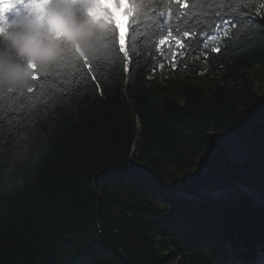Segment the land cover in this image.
I'll return each mask as SVG.
<instances>
[{
	"label": "trees",
	"instance_id": "trees-1",
	"mask_svg": "<svg viewBox=\"0 0 264 264\" xmlns=\"http://www.w3.org/2000/svg\"><path fill=\"white\" fill-rule=\"evenodd\" d=\"M137 2L139 26L126 38L138 57L134 81L130 73L105 87L97 72L101 97L86 73L73 95L69 81L86 66L67 64L28 88L0 89V264H192L191 247L205 242L218 264H259L264 255V207L235 191L206 196L205 206L172 191L241 181L264 192V0H251L243 17L221 7L236 0ZM224 20L237 25L227 35ZM105 39L118 61L114 28ZM213 122L227 131L202 139ZM227 135L244 144L241 160H231ZM125 160L136 175L97 179ZM181 174L191 178L179 187L157 179ZM157 197L174 202L182 239L164 231Z\"/></svg>",
	"mask_w": 264,
	"mask_h": 264
},
{
	"label": "clouds",
	"instance_id": "clouds-1",
	"mask_svg": "<svg viewBox=\"0 0 264 264\" xmlns=\"http://www.w3.org/2000/svg\"><path fill=\"white\" fill-rule=\"evenodd\" d=\"M142 5L133 0H0V89H25L37 75L110 53L105 37Z\"/></svg>",
	"mask_w": 264,
	"mask_h": 264
},
{
	"label": "snow or ice",
	"instance_id": "snow-or-ice-1",
	"mask_svg": "<svg viewBox=\"0 0 264 264\" xmlns=\"http://www.w3.org/2000/svg\"><path fill=\"white\" fill-rule=\"evenodd\" d=\"M177 4L179 5L181 2L186 3V0H176ZM137 0H133V4H136ZM251 0H236L234 4H222L221 7L229 8L231 10V13H234L237 17H243L246 13V10L249 7H252ZM264 6V5H262ZM168 8V4H165V9ZM138 11L133 10L130 12L127 16V20L121 28L120 25H115L113 28L115 29L116 34V44L118 46V50L120 55L119 60H115L112 58L111 53L105 55L103 58L95 61L90 62L86 57L82 60L76 61V62H70L72 67H76L77 65H85L86 69L85 72H82L79 80L76 81L74 84L73 82L69 81L70 84L73 85V95L76 91H79L81 87H83L87 83V76L86 73H93L91 75V80L95 83L96 92L101 97L104 94V87H101L100 80L97 79V72L99 73L101 79L104 82L105 87L109 86L110 80L117 79L118 77L122 76L124 78V83L128 82V76L131 73L133 81L135 80V73L138 71L137 68V61L138 57H136L135 54H132L130 56L128 45L126 43V38L134 33L139 26V23H133L136 21ZM170 15V13H161V15ZM180 15H184L183 12L180 13ZM225 25V35H227V26L229 24H232L233 27H236V23H234L232 20H224L223 21ZM250 24L254 28H260L261 25H257L256 22L250 21ZM216 27H219V25H216ZM201 32H203V28L200 29ZM194 35L193 32L190 31H184L183 36L184 37H191ZM173 36V33L171 30L167 32V35H162L158 40V45H165V43L170 40ZM175 43L183 47V43L180 39H176ZM215 52H220V48L216 47L213 49ZM67 65V64H66ZM95 66V67H94ZM171 68L176 69L177 64L175 62V58H173V62L171 63ZM161 67H163L161 65ZM101 69H103L101 71ZM154 71V69H153ZM203 74V73H201ZM34 78V80H36ZM150 79V77H148ZM31 91V88L30 90ZM56 102V99H53V103ZM214 131L209 134H202V139L207 140L208 135H215L217 137L220 136L219 132H216V129H224L225 128L224 123H211L209 125ZM12 140H15V137H11ZM130 160H135L136 157L133 155ZM207 165V158H205L202 161H197L198 168L202 171ZM139 169L136 168V165L130 164L129 160L121 161L119 163L113 162L112 164H106L104 169L101 170V172L98 174L97 179H100L103 177L107 172H117L122 173L124 175H136ZM191 173L195 175H199V172L197 169H191ZM190 176H185L184 174H181L180 176L176 177H165V182L179 187L180 184H182L184 181L190 179ZM155 179V178H153ZM141 190H144L141 188ZM147 194V192H146ZM153 206L155 207L156 211L160 214L159 218L164 221V224L162 225L164 231L168 233L172 238L175 239H182V235L177 231L179 227V221L174 215V202L170 200H165L163 198H155L152 201ZM190 254L192 256V264H218V262L215 259V256L217 255V250L215 246L210 242L200 243V244H194L190 249ZM102 264V262H101ZM259 264H264V255L261 256Z\"/></svg>",
	"mask_w": 264,
	"mask_h": 264
},
{
	"label": "water",
	"instance_id": "water-1",
	"mask_svg": "<svg viewBox=\"0 0 264 264\" xmlns=\"http://www.w3.org/2000/svg\"><path fill=\"white\" fill-rule=\"evenodd\" d=\"M158 181L163 184L164 186L167 187V184L165 183V181L161 178H158ZM242 182L240 181H231L229 184L225 185V186H221V187H217V188H205L203 190L200 191V194L198 196L195 195H187L183 192H179L178 194L184 198H186L187 200H190L192 198H197L200 199L202 196H219L223 193H225L226 191L229 190H236L238 192H240L243 195L248 196L255 205H264V193L263 194H259L258 192H254L252 189L247 188L248 190H244L241 188Z\"/></svg>",
	"mask_w": 264,
	"mask_h": 264
},
{
	"label": "rangeland",
	"instance_id": "rangeland-1",
	"mask_svg": "<svg viewBox=\"0 0 264 264\" xmlns=\"http://www.w3.org/2000/svg\"><path fill=\"white\" fill-rule=\"evenodd\" d=\"M262 9V12H264V6H263V8H261ZM206 70H207V68H206ZM261 98L262 99H264V93L263 94H261ZM225 141V144H228V145H230L231 146V151H230V155H231V160H241L242 158H244V149H245V146H244V144L243 143H240L238 140H237V138L236 137H234V136H229V135H227V137H224V139L222 138V141ZM142 167V166H141ZM153 176H156V175H153ZM156 178H157V176H156ZM158 179V178H157ZM241 182V181H240ZM214 188H217V187H214ZM241 188L242 189H244V190H248L247 188H250V189H252L254 192H258L259 194H263L264 192H260L259 191V189H257V188H255V187H251V186H247L246 184H244V183H242V185H241ZM203 190V189H202ZM229 191H235V192H237L238 194H240L241 196H244L245 198H247V199H250L248 196H246V195H243V194H241L240 192H238V191H236V190H229ZM229 191H226L225 193H227V192H229ZM225 193H223V194H225ZM200 194V193H199ZM198 194V195H199ZM223 194H221V195H223ZM192 195H195V194H192ZM198 195H195V196H198ZM221 195H219V196H217V197H220ZM207 196H210V195H207ZM206 196H202L200 199H197V198H192V199H196L197 201H198V203H200V202H202V206H205L206 204H207V202H206V200H203V198H205ZM213 197V196H212ZM214 198H216L215 196H214ZM192 199H190V200H192ZM251 200V199H250ZM252 201V200H251ZM252 203H253V201H252ZM253 205L254 206H256V207H264V205H255L254 203H253Z\"/></svg>",
	"mask_w": 264,
	"mask_h": 264
},
{
	"label": "bare ground",
	"instance_id": "bare-ground-1",
	"mask_svg": "<svg viewBox=\"0 0 264 264\" xmlns=\"http://www.w3.org/2000/svg\"><path fill=\"white\" fill-rule=\"evenodd\" d=\"M186 3H187V2H186ZM186 3L182 2V4H184V5H185ZM173 5H174V4H173ZM184 5H182V6H184ZM180 49H181V48H180ZM172 191L175 192V193H177V194H178L179 192H182V191H179V190H177V189H172ZM183 193H184V192H183ZM185 194H186V193H185ZM178 195H179V194H178ZM191 195H192V194H191Z\"/></svg>",
	"mask_w": 264,
	"mask_h": 264
}]
</instances>
